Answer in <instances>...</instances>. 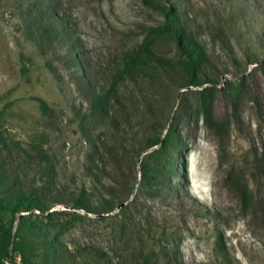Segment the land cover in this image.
I'll list each match as a JSON object with an SVG mask.
<instances>
[{"label": "rangeland", "instance_id": "1", "mask_svg": "<svg viewBox=\"0 0 264 264\" xmlns=\"http://www.w3.org/2000/svg\"><path fill=\"white\" fill-rule=\"evenodd\" d=\"M169 1L203 47L199 88L184 87L176 41L150 30L166 0H0V176L45 204L15 222L56 232L61 264H264V0ZM206 88L219 132L203 123ZM166 130L151 197L144 140Z\"/></svg>", "mask_w": 264, "mask_h": 264}, {"label": "trees", "instance_id": "2", "mask_svg": "<svg viewBox=\"0 0 264 264\" xmlns=\"http://www.w3.org/2000/svg\"><path fill=\"white\" fill-rule=\"evenodd\" d=\"M154 6L163 15L164 21L161 25L150 30L152 33L165 35L176 41L178 50L186 59L185 61L190 70L189 80L184 87L199 88L202 84L208 83L210 80L202 72V65L205 61L203 47L189 33L185 21H181L178 18L175 4L166 0V4H154ZM53 24V33L60 39L66 40L67 48L72 50L73 45L66 38L67 35H70L68 33L62 34V30L58 32ZM32 42L36 47H40L42 44L37 35L33 36ZM198 93L203 98V123L209 130L215 129L216 132H219V128L214 126L212 115L213 88L201 89ZM241 93L242 91L238 87L232 89L230 98L233 105H235ZM107 98L108 96L104 94L98 100L103 101V99L106 100ZM180 112L186 119L192 117L189 109H183ZM169 138H171V134L169 130H166L163 137H151L144 140L143 150L157 147L155 151L144 156L139 168L141 182L147 189L146 193L151 197L156 195L155 185L162 179L160 161L168 157L171 147L168 143ZM109 195H113V193H109ZM72 207L74 210L96 213V210L91 209L81 199L73 200ZM114 207L113 205L105 209V213L113 212ZM130 207L131 204L121 207L117 213L113 214V217L125 216ZM19 210L28 213H41L45 210V204H43L36 192H23L6 182L3 176H0V256L6 260V262H0V264H15L17 256L21 258L22 264H61L60 251H65L67 254L70 252L67 248H61L57 233L41 227L29 218L20 217L15 222ZM173 255L175 256L176 254L174 253Z\"/></svg>", "mask_w": 264, "mask_h": 264}]
</instances>
